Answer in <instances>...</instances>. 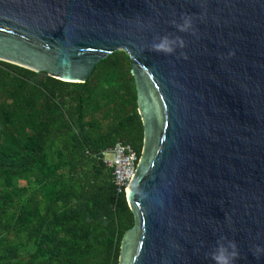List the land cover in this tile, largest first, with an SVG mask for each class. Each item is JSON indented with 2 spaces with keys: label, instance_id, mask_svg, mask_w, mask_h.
I'll return each mask as SVG.
<instances>
[{
  "label": "water",
  "instance_id": "obj_1",
  "mask_svg": "<svg viewBox=\"0 0 264 264\" xmlns=\"http://www.w3.org/2000/svg\"><path fill=\"white\" fill-rule=\"evenodd\" d=\"M165 34L185 47L149 51ZM115 50L143 124L118 264H213L222 235L264 264V0H0L2 61L83 82Z\"/></svg>",
  "mask_w": 264,
  "mask_h": 264
},
{
  "label": "trees",
  "instance_id": "obj_2",
  "mask_svg": "<svg viewBox=\"0 0 264 264\" xmlns=\"http://www.w3.org/2000/svg\"><path fill=\"white\" fill-rule=\"evenodd\" d=\"M118 141L139 158L125 51L83 82L0 60V264H118L133 213L101 156Z\"/></svg>",
  "mask_w": 264,
  "mask_h": 264
},
{
  "label": "clouds",
  "instance_id": "obj_3",
  "mask_svg": "<svg viewBox=\"0 0 264 264\" xmlns=\"http://www.w3.org/2000/svg\"><path fill=\"white\" fill-rule=\"evenodd\" d=\"M178 32L194 34V18L190 14H181L180 21L172 20L170 22ZM185 47L184 39L179 36H172L165 34L163 36L157 35L153 37V42L148 50L164 55L173 54L177 48L183 49ZM180 57L187 58L184 52H180ZM205 258L213 262V264H235L239 258L238 245L235 240H230L226 236H220L215 245L205 253Z\"/></svg>",
  "mask_w": 264,
  "mask_h": 264
},
{
  "label": "built area",
  "instance_id": "obj_4",
  "mask_svg": "<svg viewBox=\"0 0 264 264\" xmlns=\"http://www.w3.org/2000/svg\"><path fill=\"white\" fill-rule=\"evenodd\" d=\"M107 153L111 154V158L106 157ZM101 156L103 161L111 168L112 181L116 192H125L138 161L136 151L131 145L118 141L113 147L102 151Z\"/></svg>",
  "mask_w": 264,
  "mask_h": 264
},
{
  "label": "rangeland",
  "instance_id": "obj_5",
  "mask_svg": "<svg viewBox=\"0 0 264 264\" xmlns=\"http://www.w3.org/2000/svg\"><path fill=\"white\" fill-rule=\"evenodd\" d=\"M106 157H107V158H111V154H110V153H107V154H106Z\"/></svg>",
  "mask_w": 264,
  "mask_h": 264
}]
</instances>
